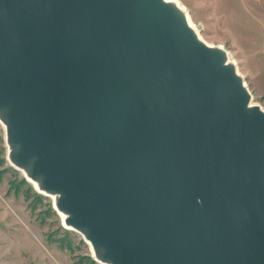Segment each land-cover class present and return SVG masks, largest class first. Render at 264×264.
<instances>
[{
	"label": "water",
	"instance_id": "water-1",
	"mask_svg": "<svg viewBox=\"0 0 264 264\" xmlns=\"http://www.w3.org/2000/svg\"><path fill=\"white\" fill-rule=\"evenodd\" d=\"M182 13L0 0L10 165L98 264H264V111Z\"/></svg>",
	"mask_w": 264,
	"mask_h": 264
},
{
	"label": "rangeland",
	"instance_id": "rangeland-1",
	"mask_svg": "<svg viewBox=\"0 0 264 264\" xmlns=\"http://www.w3.org/2000/svg\"><path fill=\"white\" fill-rule=\"evenodd\" d=\"M203 42L222 48L264 111V0H177ZM0 264H98L51 200L8 164L0 126Z\"/></svg>",
	"mask_w": 264,
	"mask_h": 264
},
{
	"label": "bare ground",
	"instance_id": "bare-ground-1",
	"mask_svg": "<svg viewBox=\"0 0 264 264\" xmlns=\"http://www.w3.org/2000/svg\"><path fill=\"white\" fill-rule=\"evenodd\" d=\"M166 1L168 4L172 5L179 13H182L183 11L186 12L185 8L183 7V5H181L177 0H164ZM183 14V13H182ZM184 15V19L188 25V27L197 35V37L202 41L200 35L198 34L196 28L192 25V23L190 22L189 18H188V14H183ZM205 43V42H204ZM206 44V43H205ZM208 45V44H206ZM209 47H212L211 45H208ZM227 57H228V54L226 53ZM224 63H229L227 58L224 60ZM250 103L253 104L250 100ZM0 126L2 127L3 129V134H4V143H5V147H6V160L8 162V164L10 165L11 164V154L14 150V146L11 145L8 141V137H7V127H6V124H5V120L3 118V116L1 115L0 113ZM12 165V164H11ZM14 169H16L20 175L32 186V188L38 192V193H41V194H44L46 195V197H48L51 202H52V206H53V209L58 213L59 217H60V220L62 221L63 218H64V213H62L61 211H59L57 208H56V200H57V196L56 194H53V193H47V192H43L41 190V188L39 187V184L37 182V178H32L30 177L28 174H27V171H26V168L25 167H17V166H13ZM74 232L77 233L80 237H82V239H85V234L83 231L79 230V229H74ZM89 250H90V254L92 257L96 258L97 261H99L98 257H97V252L91 248L89 246ZM103 264H109V263H106V262H102Z\"/></svg>",
	"mask_w": 264,
	"mask_h": 264
}]
</instances>
